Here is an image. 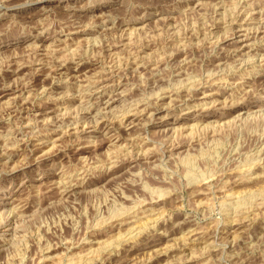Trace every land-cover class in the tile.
Here are the masks:
<instances>
[{"label": "clouds", "instance_id": "9594fccd", "mask_svg": "<svg viewBox=\"0 0 264 264\" xmlns=\"http://www.w3.org/2000/svg\"><path fill=\"white\" fill-rule=\"evenodd\" d=\"M0 264H264V0H0Z\"/></svg>", "mask_w": 264, "mask_h": 264}]
</instances>
